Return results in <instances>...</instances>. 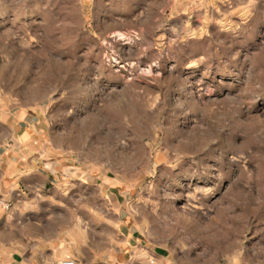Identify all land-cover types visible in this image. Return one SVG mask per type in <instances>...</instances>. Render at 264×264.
<instances>
[{
    "label": "rangeland",
    "instance_id": "obj_1",
    "mask_svg": "<svg viewBox=\"0 0 264 264\" xmlns=\"http://www.w3.org/2000/svg\"><path fill=\"white\" fill-rule=\"evenodd\" d=\"M0 93L173 264H264V0H0Z\"/></svg>",
    "mask_w": 264,
    "mask_h": 264
},
{
    "label": "crops",
    "instance_id": "obj_2",
    "mask_svg": "<svg viewBox=\"0 0 264 264\" xmlns=\"http://www.w3.org/2000/svg\"><path fill=\"white\" fill-rule=\"evenodd\" d=\"M15 106L0 93V264H173L117 185L60 160Z\"/></svg>",
    "mask_w": 264,
    "mask_h": 264
},
{
    "label": "built area",
    "instance_id": "obj_3",
    "mask_svg": "<svg viewBox=\"0 0 264 264\" xmlns=\"http://www.w3.org/2000/svg\"><path fill=\"white\" fill-rule=\"evenodd\" d=\"M63 264H75V262L73 260H66Z\"/></svg>",
    "mask_w": 264,
    "mask_h": 264
}]
</instances>
